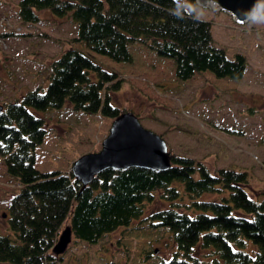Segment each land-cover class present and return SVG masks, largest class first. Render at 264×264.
I'll use <instances>...</instances> for the list:
<instances>
[{"label": "trees", "instance_id": "trees-1", "mask_svg": "<svg viewBox=\"0 0 264 264\" xmlns=\"http://www.w3.org/2000/svg\"><path fill=\"white\" fill-rule=\"evenodd\" d=\"M17 5L22 22L36 24L40 12L48 11L70 18L76 35L47 63L45 86L0 104V157L6 174L21 186L9 199L11 235L0 232V264H57L62 253L52 248L66 225L71 240L96 244L117 229L137 232L143 223L166 231L176 244L161 264H264V193L253 197L246 191L245 171L211 169L168 147L165 170L105 168L86 185L71 168L42 173L34 166L46 130L30 109L68 102L75 111L111 121L123 113L112 103L123 79L78 45L131 64L130 47L139 43L171 60L181 81L205 71L216 78L243 76L246 57H229L214 44L212 22L197 16L196 0H19ZM207 194L218 199H202ZM155 201L169 204L146 213ZM197 247L208 254L202 256Z\"/></svg>", "mask_w": 264, "mask_h": 264}, {"label": "rangeland", "instance_id": "rangeland-1", "mask_svg": "<svg viewBox=\"0 0 264 264\" xmlns=\"http://www.w3.org/2000/svg\"><path fill=\"white\" fill-rule=\"evenodd\" d=\"M18 1L0 0V104L20 99L38 84L45 86L47 63L68 48L64 41L76 35L70 18L48 11L40 12L36 24L22 22ZM194 11L212 22L216 46L229 57L235 53L246 57L240 79L216 78L205 71L188 81L177 80L171 60L139 43L130 47L131 64L76 47L123 79L112 97L115 107L137 115L140 124L161 136L176 154L204 160L211 169L245 171L246 191L260 197L264 193V11L242 23L214 6L197 4ZM30 111L45 124L34 161L42 173L67 171L83 154L99 151L112 124L111 119L75 111L68 102L62 108ZM5 169L0 157V232L11 235L6 222L9 199L21 186ZM202 199L218 197L207 194ZM168 204H147L146 213ZM140 226L130 233L117 229L96 244L73 238L57 264H161L169 259L176 246L169 233L147 223ZM196 250L208 254V249Z\"/></svg>", "mask_w": 264, "mask_h": 264}, {"label": "water", "instance_id": "water-1", "mask_svg": "<svg viewBox=\"0 0 264 264\" xmlns=\"http://www.w3.org/2000/svg\"><path fill=\"white\" fill-rule=\"evenodd\" d=\"M196 3L225 11L239 23L264 11V0H196ZM130 166L165 170L170 166V161L163 138L144 128L132 112L126 111L112 121L108 135L101 142V149L76 159L71 172L82 185H86L105 168L122 169ZM71 235V228L66 225L52 251L63 253Z\"/></svg>", "mask_w": 264, "mask_h": 264}]
</instances>
